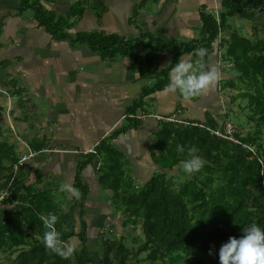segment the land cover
<instances>
[{
	"label": "trees",
	"instance_id": "trees-1",
	"mask_svg": "<svg viewBox=\"0 0 264 264\" xmlns=\"http://www.w3.org/2000/svg\"><path fill=\"white\" fill-rule=\"evenodd\" d=\"M23 1L26 7L34 8L38 22L54 38L86 44L103 59L128 57L133 70L142 77L155 68L160 53H169L172 62L128 108L126 122L105 137L87 158L90 162L101 156V183L118 195L119 198L113 197L114 206L125 218L124 226L133 231L140 227L143 240L139 246H127V237H117L111 231L101 238L100 256L92 255L85 219L89 189L79 175L76 188L80 189V197L75 198L69 212L55 202L51 192L25 195L28 187L16 176L13 198L23 203L18 201L11 215L0 218V264H4V257L11 264H220L219 248L223 242L230 236L242 235L243 226L252 222L264 226V28L254 27L252 35L246 36L231 23L234 17L253 19L264 12V0H222L219 13L203 6L201 38L184 42L155 37L149 32L134 37L98 30L69 32L87 7L93 8L100 20L107 11V0H78L66 14H57L38 1ZM150 1L158 0H144L141 5ZM223 31L228 37L221 36ZM218 41L221 59L237 72L227 85L236 92L232 100L247 101L243 109L251 129L237 133L241 143H235L213 132L220 128L216 120L203 123L184 118L181 122L178 117V121H161L152 154L162 169L172 171L182 164L191 147L199 149L204 167L186 179L157 172L148 182L137 186L126 173L124 159L113 155L117 149L109 144L110 139L139 128L142 121L137 110L144 108L147 95L168 88L171 68L181 56H196L197 49L202 47L207 50V58ZM139 43H143L145 54L138 51ZM4 133L0 107V183L4 171L5 179L10 180L12 166L18 160L16 146L3 139ZM178 145L184 147L183 152ZM76 208L83 226L80 233L75 230ZM48 213L59 217L56 227L62 231L66 244L78 237L81 247L61 255L45 246L42 238L46 228L41 217Z\"/></svg>",
	"mask_w": 264,
	"mask_h": 264
},
{
	"label": "crops",
	"instance_id": "crops-1",
	"mask_svg": "<svg viewBox=\"0 0 264 264\" xmlns=\"http://www.w3.org/2000/svg\"><path fill=\"white\" fill-rule=\"evenodd\" d=\"M37 1L57 14H66L78 0H30L28 3ZM143 1L107 0V11L100 20L93 8L87 7L69 32L98 30L133 37L149 32L155 37L178 42L198 40L202 28L201 8L206 6L210 12L219 13L222 5V0H158L150 1L157 8L149 12V5H141ZM231 23L249 36L254 27L264 28V12L253 19L234 17ZM221 36L228 37V33L223 31ZM219 44L220 41L215 43V50L207 58L194 53L180 57L197 66H218L222 75L214 87L200 97L186 98L169 87L147 95L144 108L136 112L142 121L139 128L110 139L109 144L117 149L113 155L124 159L126 173L134 176L137 186L148 182L156 172H169L158 166L152 154L156 133L165 117L177 114L203 123L216 120L220 127L217 129L223 128L228 102L225 90L235 91L227 85L237 72L221 59ZM136 47L140 53H146L143 43ZM171 62L169 53H160L155 68L142 77L133 70L128 57L103 59L86 44L54 38L38 22L34 8L26 7L23 0H0L3 139L16 146L17 159L34 150L39 151L17 172L28 187L25 195L29 192L53 194L64 182L76 187L78 175L88 186L86 235L94 257L92 247L100 256L103 235L112 231L117 237H127L133 228L124 226L125 218L116 210L114 198L111 206V193L100 179L101 156L90 162L87 158L105 137L126 122L128 108ZM234 96L232 94V98ZM30 113L34 114L28 115ZM12 172L13 166L11 176ZM5 173L7 171L1 175L2 184L7 182ZM61 192L69 200L66 212L72 211L70 204L72 206L75 197ZM18 201L13 198L0 206V218L11 215ZM73 213L75 230L80 233L83 226L79 208ZM68 246L81 247V241L73 237Z\"/></svg>",
	"mask_w": 264,
	"mask_h": 264
},
{
	"label": "clouds",
	"instance_id": "clouds-1",
	"mask_svg": "<svg viewBox=\"0 0 264 264\" xmlns=\"http://www.w3.org/2000/svg\"><path fill=\"white\" fill-rule=\"evenodd\" d=\"M196 54L203 57L207 54L205 48L197 49ZM221 71L216 65L197 66L191 60L179 59L171 68L169 73L168 87L172 91H179L184 97L199 96L214 87L221 78ZM178 150L183 152L184 147L178 145ZM199 149L191 147L188 149V158L183 161L185 172L192 174L199 172L205 161L198 154ZM61 191H66L75 198L80 197V191L71 183L64 182L60 185ZM6 196L9 195L5 194ZM61 208L67 210L66 204ZM45 225L43 243L54 252L67 255L74 249L63 240V233L56 227L59 217L54 213H48L41 217ZM220 264H264V226L252 222L242 228V235L230 236L219 248Z\"/></svg>",
	"mask_w": 264,
	"mask_h": 264
},
{
	"label": "rangeland",
	"instance_id": "rangeland-1",
	"mask_svg": "<svg viewBox=\"0 0 264 264\" xmlns=\"http://www.w3.org/2000/svg\"><path fill=\"white\" fill-rule=\"evenodd\" d=\"M147 5H149L147 7L149 12L150 11H156L155 10L157 8L156 4H154L152 2H148ZM31 13H32V11H31ZM233 22H235V20H233ZM261 33L263 34V30L261 31ZM251 35L252 34H250V36ZM150 81H151V83H153L154 80L150 79ZM232 94L236 96V92L235 91H231L230 89L225 90L226 98H228V102H226V107H225V110H227L226 120L229 117H231L232 121H233V122H231V124H232L233 127L235 125L237 133H246L248 130L251 129V126H250V124L247 121L246 112H244V109H243L246 106L247 101L242 100V99H239V100H236V101H234V100L232 101ZM32 114H34V113H30L28 115H32ZM174 115L179 117L181 119V122L183 121L182 119H184V117H185L183 115L182 116L181 115H177V114H174ZM226 120H225V122H226ZM225 122H224V125H225ZM158 166L161 167L160 165H158ZM127 174L129 176L130 175L132 176V174H130L128 172H127ZM169 175H171V176L180 175V177L182 179H186V178L190 177L189 173L185 172V170L183 169V163L180 164V165H177L176 167H174V169L172 171H169ZM131 176L129 178H132L134 180V178H133L134 176H132V177ZM107 192L109 194L111 193V202L110 203H111V206H112V204H113L112 198L113 197H118V195L112 189H108ZM53 194L56 197L55 202H60V204H67L69 202V200L62 195V192L60 190H56V192L53 191ZM70 206H71V204H70ZM141 236H142L141 235V229H140V227H138V229H136L135 231H131L130 233H128V236H127V239L125 240V243L127 244V246H130V247H133V248H137L139 246L140 242L143 240V238H140ZM94 237H96V236H94ZM93 239L94 238H92V240ZM138 239H139V241H138ZM136 240L138 242H136ZM92 250H93L94 255L98 258V253H97L96 249L94 247H92ZM102 252H103V247H102V251L99 252V253H102ZM3 260H4V264H11L10 260H8L7 258L4 257ZM142 264H150V263L144 262Z\"/></svg>",
	"mask_w": 264,
	"mask_h": 264
},
{
	"label": "built area",
	"instance_id": "built-area-1",
	"mask_svg": "<svg viewBox=\"0 0 264 264\" xmlns=\"http://www.w3.org/2000/svg\"><path fill=\"white\" fill-rule=\"evenodd\" d=\"M168 120V121H178V118L175 116H171V117H165V120ZM232 121V118L229 117L226 122H225V125L223 126L222 129H217V130H214L213 132L219 136V137H222L224 139H228V140H232L233 142L235 143H241L240 142V139H238V137H236V134H237V130H236V127L234 125V127L232 126L231 124ZM246 147H248L247 145H245ZM249 149L251 150H254V148H250L248 147ZM39 153V151H32L28 154H25L23 155L22 157H20L13 165V172H12V176L10 178V180H8V182L6 184H2L0 183V206H2L3 204H5L7 201L13 199V190H12V186H13V183H14V180L17 176V172L18 170L24 166L28 160H30L31 158H33L34 156H36L37 154ZM260 161H262L260 159ZM8 196H6L5 194H8Z\"/></svg>",
	"mask_w": 264,
	"mask_h": 264
}]
</instances>
